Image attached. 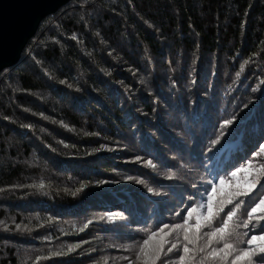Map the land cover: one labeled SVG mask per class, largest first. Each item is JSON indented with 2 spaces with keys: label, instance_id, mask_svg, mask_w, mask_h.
<instances>
[{
  "label": "trees",
  "instance_id": "16d2710c",
  "mask_svg": "<svg viewBox=\"0 0 264 264\" xmlns=\"http://www.w3.org/2000/svg\"><path fill=\"white\" fill-rule=\"evenodd\" d=\"M262 147L264 0H71L0 73V264H233ZM209 195L212 229L241 204L231 254L160 249V213Z\"/></svg>",
  "mask_w": 264,
  "mask_h": 264
},
{
  "label": "water",
  "instance_id": "95a60500",
  "mask_svg": "<svg viewBox=\"0 0 264 264\" xmlns=\"http://www.w3.org/2000/svg\"><path fill=\"white\" fill-rule=\"evenodd\" d=\"M71 0H0V73L15 66L41 21Z\"/></svg>",
  "mask_w": 264,
  "mask_h": 264
},
{
  "label": "rangeland",
  "instance_id": "374dc122",
  "mask_svg": "<svg viewBox=\"0 0 264 264\" xmlns=\"http://www.w3.org/2000/svg\"><path fill=\"white\" fill-rule=\"evenodd\" d=\"M256 9L260 7V4L258 3L256 6ZM254 11V9L252 10ZM257 16L252 13V20L253 18L256 19ZM35 36V35H34ZM208 186L206 184L204 188ZM178 207V205H176ZM181 209V206H179V210ZM191 209H196V211L192 214V216L189 218V211ZM179 211L172 212V214H167L166 212L160 213L162 217L165 219L160 222V232L162 233L159 239H156V243L162 244L161 248L166 249H172L173 246L182 244V240H174V234L172 233H180L181 236L184 238L185 233L187 231V235L189 236V240L184 242H189L193 246H199L201 249H205L207 244L209 243V236L207 235L211 230V227L203 226L199 229V232L196 231V224L197 219H200V223L203 225L205 223L204 216L208 213V201L202 202L200 204L192 205L185 210H182L181 214H179ZM158 212H155L154 216L160 217ZM188 220V225L184 226L185 220ZM215 222V220L213 221ZM162 228V229H161ZM168 237V238H167ZM168 239V240H167ZM185 239V238H184ZM214 238H212L213 240ZM211 240V241H212ZM159 249V250H160ZM214 260V259H212Z\"/></svg>",
  "mask_w": 264,
  "mask_h": 264
},
{
  "label": "snow or ice",
  "instance_id": "6c2138e0",
  "mask_svg": "<svg viewBox=\"0 0 264 264\" xmlns=\"http://www.w3.org/2000/svg\"><path fill=\"white\" fill-rule=\"evenodd\" d=\"M227 123H231V121H228ZM261 151L264 152V147L261 148ZM151 163V162H149ZM261 168L264 169V165H261ZM244 169H238L237 171H243ZM237 175V172H233L232 176L235 177ZM224 181H221L220 184L221 186L224 185ZM256 186V182H252V187L254 188ZM213 191H215V188H213ZM228 203H232L231 200L228 201ZM261 206H264V198H261L259 203L256 204L254 207H252L251 211L247 213L248 221L244 223V227H248V224L252 221L253 218V213L257 211V209H260ZM241 207L240 203H237L235 207L231 210L228 211L226 218L223 219L222 223L220 226L213 228L207 235L209 236V243H211L212 238H217L218 241H223L224 246L223 248L215 250L213 254L219 253V252H224L225 250H229L226 252V255H230L231 252L230 250L234 247L232 244H229L225 237L230 235V224L234 220V218L237 215V210ZM196 211V209H191L188 213L189 218L192 216V214ZM219 211H223V208H220ZM218 215V212L213 211V197L211 195L208 196V213L206 216H204V221L205 223L202 225L200 223V219H197V224H196V231L199 232V229L203 226L211 227L213 224V221L216 219ZM188 225V220L186 219L184 222V226ZM185 240H189V236L187 235V231L185 233ZM254 241H264V234H261L259 236H252L248 241V248L240 250L239 255L236 256L235 260H233V264H236V260H244L245 258L249 259V264H251V258L254 255L253 251V242ZM191 242V240H189ZM145 244H147V241H145ZM175 247V246H173ZM143 251V249H141ZM185 251L187 252L188 249L187 247L185 248ZM260 253H264V244H262L259 247ZM184 257H181V261H183Z\"/></svg>",
  "mask_w": 264,
  "mask_h": 264
}]
</instances>
